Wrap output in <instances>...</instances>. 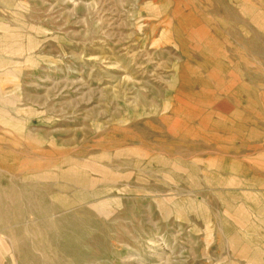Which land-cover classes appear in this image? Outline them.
Wrapping results in <instances>:
<instances>
[{"label": "rangeland", "instance_id": "obj_1", "mask_svg": "<svg viewBox=\"0 0 264 264\" xmlns=\"http://www.w3.org/2000/svg\"><path fill=\"white\" fill-rule=\"evenodd\" d=\"M0 236V264H264V0H0Z\"/></svg>", "mask_w": 264, "mask_h": 264}, {"label": "bare ground", "instance_id": "obj_2", "mask_svg": "<svg viewBox=\"0 0 264 264\" xmlns=\"http://www.w3.org/2000/svg\"><path fill=\"white\" fill-rule=\"evenodd\" d=\"M4 123H6V124H12V120L11 121H4ZM21 124H19L18 126L20 127V128H23V126L21 125ZM21 167H22V170L23 169H25V168H32V167H37L36 165H35V163H34V161H32V160H29V159H24L23 161H22V163H21ZM10 173V172H9ZM2 241V237L0 236V249H3L2 248V245H4V244H2L3 242H1ZM2 244V245H1ZM4 250H7V251H9V250H13V248L12 247H10V246H8L6 249H4Z\"/></svg>", "mask_w": 264, "mask_h": 264}]
</instances>
